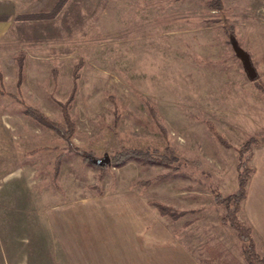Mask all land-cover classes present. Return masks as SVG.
Returning a JSON list of instances; mask_svg holds the SVG:
<instances>
[{"label": "rangeland", "instance_id": "obj_1", "mask_svg": "<svg viewBox=\"0 0 264 264\" xmlns=\"http://www.w3.org/2000/svg\"><path fill=\"white\" fill-rule=\"evenodd\" d=\"M221 5L0 0V264H122L124 225L128 246L158 232L192 243L201 264H246L214 197L236 191L249 140L239 220L264 257V0ZM13 97L60 124L65 106L71 141ZM124 148L173 161L101 169L75 151L101 160Z\"/></svg>", "mask_w": 264, "mask_h": 264}, {"label": "trees", "instance_id": "obj_2", "mask_svg": "<svg viewBox=\"0 0 264 264\" xmlns=\"http://www.w3.org/2000/svg\"><path fill=\"white\" fill-rule=\"evenodd\" d=\"M208 5L212 9H221V0H207ZM261 91L264 92V88H260ZM14 98V97H13ZM17 102L21 103L17 98H14ZM24 113L31 117L32 119L36 120L38 123L46 126L51 131H53L60 139L69 143L72 138L73 134V125L72 122L69 120L66 107L62 105V112L64 117V124L56 123L47 119L44 115H42L39 111L33 109L32 107L24 106ZM212 128V127H211ZM221 143L227 146V142L220 136H218ZM258 146V142L255 140H249L245 144H243L237 150V190L227 196L223 197L220 193L215 192L214 201L218 205H221L225 209V215L222 218V223L224 225L230 226L233 231L235 232L237 238L245 244L242 249V257L246 264H264V257H260L254 247V243L251 237V230L248 228L244 223H242L238 218V213L241 209V203L246 198V187L252 173V170L249 166V162L253 157V149L254 147ZM72 148V147H71ZM80 154L84 163L90 164L92 166H97L101 169L106 167L105 165L98 166L96 162L98 161L95 159L90 153H85L79 150H75ZM128 159H136L145 162H167L170 163L173 160L165 159V158H158L157 156L149 155L145 152H141L138 150H131V149H122L119 153L115 154L113 157L110 158V164L114 165H121ZM155 208L159 211L162 215H171L174 219L179 217V213L174 212L170 208L162 206L160 204L155 203Z\"/></svg>", "mask_w": 264, "mask_h": 264}, {"label": "crops", "instance_id": "obj_3", "mask_svg": "<svg viewBox=\"0 0 264 264\" xmlns=\"http://www.w3.org/2000/svg\"><path fill=\"white\" fill-rule=\"evenodd\" d=\"M5 22H7L6 19L0 15V28L5 26ZM1 37L2 34L0 32V39ZM252 160H254V156ZM254 211L256 212L257 209ZM90 214L91 217L90 215L89 217L93 218L92 214L94 213L91 212ZM242 214H244V212L241 207L239 219L245 221V218L243 217L244 215L242 216ZM90 218L88 219V224L93 223ZM134 232L135 231H132L131 227L124 225V230L121 229V231H119L116 239L118 243L121 237H125L122 239L123 243H113L115 249L123 251L118 257H116L118 262H121L122 264H201L198 261L197 256L193 253V248L191 247L192 243L186 244L178 241L175 236L171 238L165 236L160 237L159 233L155 232L154 235L152 234L153 242H146L143 245L140 244L135 247L128 246L131 243V237ZM112 240H115V237ZM136 247H139V249L137 250ZM127 251L129 253H127Z\"/></svg>", "mask_w": 264, "mask_h": 264}, {"label": "water", "instance_id": "obj_4", "mask_svg": "<svg viewBox=\"0 0 264 264\" xmlns=\"http://www.w3.org/2000/svg\"><path fill=\"white\" fill-rule=\"evenodd\" d=\"M109 163H110V158H109V157H108V158L101 159V160H98V161L96 162V164H97L98 166L107 165V164H109Z\"/></svg>", "mask_w": 264, "mask_h": 264}]
</instances>
